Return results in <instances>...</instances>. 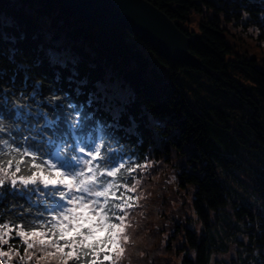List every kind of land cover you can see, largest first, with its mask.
<instances>
[{
  "label": "trees",
  "instance_id": "16d2710c",
  "mask_svg": "<svg viewBox=\"0 0 264 264\" xmlns=\"http://www.w3.org/2000/svg\"><path fill=\"white\" fill-rule=\"evenodd\" d=\"M146 1L190 38L188 51L198 63L166 56L129 28L93 25L60 0H0V127L5 129L0 132V163L19 159L17 144L35 153L38 163L47 161L49 150L90 134L99 137L100 171L117 161L126 167H139L147 159L171 163L175 185L193 191L191 208L202 226L200 233L184 229L187 247L181 262L209 264L215 248L213 218L231 198L220 173L238 170L243 151L264 156V64L240 51L237 43L247 34L264 47V0ZM191 14L200 17L197 33L182 25ZM42 18L55 27V37L62 34V47L70 53L64 62L46 51L47 44L61 46L46 38ZM107 70L131 92L116 111L98 84ZM188 73L206 83L194 101L180 81ZM70 103L82 108L83 130L68 127L69 113L75 115ZM45 118L58 122L60 134L44 129ZM25 159L22 173L29 175L35 169L31 157ZM49 171L52 179H60L47 167L42 174ZM117 176L119 180L105 176L102 182L126 184L131 179L127 170ZM254 176L264 186V167ZM53 192L5 185L0 222L32 225L41 214L48 217L58 195ZM234 215L248 220L250 243L264 250L263 219L247 204L235 205Z\"/></svg>",
  "mask_w": 264,
  "mask_h": 264
},
{
  "label": "rangeland",
  "instance_id": "374dc122",
  "mask_svg": "<svg viewBox=\"0 0 264 264\" xmlns=\"http://www.w3.org/2000/svg\"><path fill=\"white\" fill-rule=\"evenodd\" d=\"M199 19L197 14H191L182 25L189 32L197 33ZM41 21L46 38L53 43L59 41L61 46L47 44L46 51L52 59L64 62L69 52L65 47H62V34L55 37L56 32L53 29L55 27L51 26L50 20L42 18ZM237 40V43L240 44V51L248 56H256L261 59L259 62L264 64L263 46L256 45L254 39L247 34H243ZM258 66L261 67V65ZM180 81L192 96V101L194 98L198 99L197 97L203 93L202 89L206 85L205 79L197 74H184V78H181ZM98 84L105 100L111 104L112 111H116L131 93L122 80L110 73L109 70L105 72L104 80H99ZM244 84L249 86L251 83L245 81ZM261 90L258 91L261 93ZM255 91V97L259 99L258 91ZM203 98L202 100L208 103L206 98ZM98 143L97 140L85 138L75 146L76 152L79 154L76 157V163L68 160L66 167H63L61 160L64 157L59 156L60 160L56 163L57 169L76 173L77 176L82 171L87 174L88 166L85 162L98 148ZM252 155L243 151L240 161L237 160L241 164L238 170L232 168L233 171L227 175L219 171L220 177L227 181L231 198L222 209L216 212L213 218L210 232L212 243L213 238L215 241V248L211 250L209 264H261L264 260V250L253 246L246 234L249 230L245 227L249 224L248 220L237 219L234 215L235 205L247 204L252 208L257 218L264 221V186L254 176L257 169L264 167V156L261 158ZM120 163L113 165L109 170L118 167ZM139 168L140 171L134 174L138 181L135 196H138L139 199L129 213L128 235L130 239L126 246V254L119 264H182L183 249L187 247V244L183 242L184 229L189 228L196 233L202 231L201 223L191 208L193 191L188 189L190 191L187 193L188 191L175 185V181H173V172L175 171L171 163L147 159ZM72 178L71 176L66 177V179ZM82 178L88 179L89 177L85 175ZM92 188L100 190L101 186L95 184L92 185ZM63 202V205L57 207V211L67 205L66 201ZM53 210H55V206ZM175 230H179V232L175 234ZM99 235H103V233ZM15 239L17 241L13 242ZM13 240L10 242L11 244L20 245L18 237ZM4 248L8 250L7 245ZM12 264H17V262L12 261Z\"/></svg>",
  "mask_w": 264,
  "mask_h": 264
},
{
  "label": "snow or ice",
  "instance_id": "6c2138e0",
  "mask_svg": "<svg viewBox=\"0 0 264 264\" xmlns=\"http://www.w3.org/2000/svg\"><path fill=\"white\" fill-rule=\"evenodd\" d=\"M67 107L75 112L74 116L69 113L68 127L83 130L79 119L82 108L74 103ZM85 119L90 120L91 117L85 116ZM44 129H52L54 134H60L57 121L45 118ZM4 130L0 127V132ZM4 143L9 141L5 139ZM15 150L19 159L0 163V189L5 185L10 190L17 189L18 185L24 189L30 186L53 188L56 192L52 194H58L67 205L46 218L41 214L42 219L32 225L0 222V264H12V261L17 264H119L130 239L129 213L139 199L135 196L138 181L133 172H139L140 168L120 164L112 170L100 171L99 160L102 157L97 148L85 162L87 174L82 171L77 176L76 173L57 170L55 176L60 179H52L51 171L47 175H43L42 171L45 167L57 169L56 164L43 159L36 163V154L21 150L18 144ZM25 157H31L35 169L29 175L22 173V166L28 163ZM93 165L97 166L95 171L100 176L119 180L117 174L127 170L131 179L126 184L107 183L100 190H93L92 185L98 182V177L93 175ZM85 175L89 178L83 179ZM68 176L73 178L66 179ZM15 237L19 238V246L10 243ZM6 245L8 250L4 248Z\"/></svg>",
  "mask_w": 264,
  "mask_h": 264
},
{
  "label": "water",
  "instance_id": "95a60500",
  "mask_svg": "<svg viewBox=\"0 0 264 264\" xmlns=\"http://www.w3.org/2000/svg\"><path fill=\"white\" fill-rule=\"evenodd\" d=\"M60 1L93 25L102 29L117 25L129 28L166 56L191 64L198 63L188 51L190 38L146 0Z\"/></svg>",
  "mask_w": 264,
  "mask_h": 264
}]
</instances>
